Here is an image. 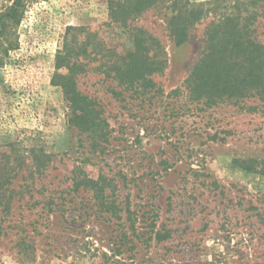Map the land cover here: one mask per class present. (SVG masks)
Masks as SVG:
<instances>
[{"label":"rangeland","instance_id":"obj_1","mask_svg":"<svg viewBox=\"0 0 264 264\" xmlns=\"http://www.w3.org/2000/svg\"><path fill=\"white\" fill-rule=\"evenodd\" d=\"M13 1L0 0V13ZM189 1L202 5L213 0ZM213 8H203L202 20L181 45L170 38V2L129 21L157 37L167 50L166 71L156 77L164 94L179 87L199 59ZM69 27L86 29L70 33L71 39L76 35V45L85 40L87 32H93L119 54L133 48L127 29L112 19L108 0H37L17 28L18 48L10 51L0 67V158L6 154L12 163L23 162L14 187L24 194L16 197L6 225L19 222L25 230L36 231L38 248L30 264H99L102 251L112 253L109 248L118 220L108 222L95 216L91 193H73L75 209L69 213H87L85 224L78 220L75 225L69 215L63 218L42 210L40 202L45 196L54 192L59 197L71 187L69 178L75 167H82L94 179L101 169L129 173L135 178L127 189L118 179L119 195H130L132 205L156 209L158 227L179 231L170 241L153 238L148 242L152 233L138 229L146 237L136 240L135 249L128 244L117 255V264H264V176L235 163L264 160V107L251 112L222 104L200 112L193 105L192 111L185 108L175 115L173 106L185 102L180 98V103L160 117L165 106L160 99L147 115L139 107L140 100L113 94L129 95L116 81L91 71L80 77V88L101 101L113 129L108 163L96 159L69 124L62 88L53 83L57 72H65L57 70L56 61L69 38ZM126 106L132 107L134 116ZM216 133L219 138L212 140ZM46 155L48 163L40 168L37 157L44 160ZM142 213L137 216L138 228ZM85 229L87 247L93 250L77 252ZM9 233L0 239V264H23Z\"/></svg>","mask_w":264,"mask_h":264},{"label":"trees","instance_id":"obj_2","mask_svg":"<svg viewBox=\"0 0 264 264\" xmlns=\"http://www.w3.org/2000/svg\"><path fill=\"white\" fill-rule=\"evenodd\" d=\"M36 1L14 0L0 13V67L5 64V58L9 57L10 51L18 48L17 28L28 8ZM166 2H170L173 13L169 18L170 38L178 45L187 42L190 29L202 20L205 14L203 8L206 5L214 7L213 20L204 31L199 59L182 84L167 95L164 94L161 83L156 81V77L163 75L168 65L166 48L157 37L129 24L130 20H136L152 8L159 9ZM108 3L112 19L127 29L133 48L125 54H119L93 32H87L85 40L76 45V35L71 39L70 33H83L86 29L69 27V38L59 51L56 61L57 70L65 72H57L53 79L54 85L62 88L69 109V124L78 131L81 144L88 147L90 154L96 156L94 158L108 163L106 157L111 152L109 145L113 129L101 101L80 88V77L91 71L116 81L129 95L122 92L116 94V91L113 94L121 95L124 100H140L139 107L147 115L151 112L149 107L156 105L160 99L165 102L164 110L158 113L160 117L165 116L173 104L180 103V98L185 102L177 104L178 109L173 106L175 115L181 114L180 110L185 108L192 111L189 108L193 105L200 112L222 104L238 106L251 112L264 107V0H213L202 5L191 3L189 0H108ZM125 109L129 113L133 110L130 106ZM130 115L134 116L132 113ZM143 116L142 120L146 115ZM210 138L216 140L219 137L216 133ZM37 160L38 166L45 168L49 158L46 155L42 160L39 156ZM164 162L170 165L167 160ZM235 163L246 171L264 176V160H237ZM22 167L23 162L15 160L12 163L9 156L1 154L0 239L12 231L13 248L18 260L23 264H30L35 260L38 248L34 234L36 231L25 230L19 222L6 225L13 216L16 197L24 194L14 187V180L20 175ZM100 171L99 177L94 179L82 167H75L69 178L71 187L62 190L59 197L51 192L40 202L42 210L47 211L49 215L57 213L63 218L69 215L71 223L78 225L80 220L85 224L86 219L83 218L87 213L78 210L77 213L73 212L74 217L73 213L69 214L75 209L72 206L75 204L73 193L84 191L92 194L95 216L98 214L108 222L118 220L113 229L116 230V236L113 237L112 248H109L112 253L102 251L101 255H98L101 259L99 264L119 263L116 257L122 254L128 244H131V249H135L136 240L144 239L147 235L138 229H148L152 233L147 238L148 242L153 238L157 242L170 241L173 235L179 232L166 225L158 227L159 212L156 209H148L147 204L132 205L130 195H119L118 179L122 180L127 189L135 177H130V174L122 169L113 173L104 169ZM36 192L43 193L41 190ZM28 193L30 199H34L32 191ZM140 211L143 212V220L139 222L141 227L138 228L136 222ZM125 222L130 224L126 226ZM35 229L37 230L38 226ZM87 234L88 231L83 236V241H80L83 242L81 247L77 246V252H82L83 249L89 252L93 250L87 247Z\"/></svg>","mask_w":264,"mask_h":264}]
</instances>
